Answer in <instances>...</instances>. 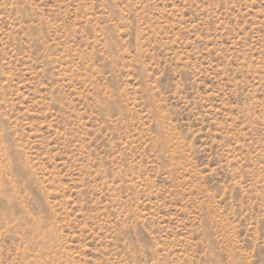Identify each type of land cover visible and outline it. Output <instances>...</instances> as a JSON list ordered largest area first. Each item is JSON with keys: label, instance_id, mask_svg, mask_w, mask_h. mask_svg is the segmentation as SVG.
<instances>
[{"label": "rangeland", "instance_id": "374dc122", "mask_svg": "<svg viewBox=\"0 0 264 264\" xmlns=\"http://www.w3.org/2000/svg\"><path fill=\"white\" fill-rule=\"evenodd\" d=\"M0 264H264V0H0Z\"/></svg>", "mask_w": 264, "mask_h": 264}]
</instances>
